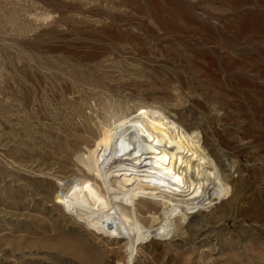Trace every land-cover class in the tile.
Wrapping results in <instances>:
<instances>
[{
    "label": "rangeland",
    "instance_id": "obj_1",
    "mask_svg": "<svg viewBox=\"0 0 264 264\" xmlns=\"http://www.w3.org/2000/svg\"><path fill=\"white\" fill-rule=\"evenodd\" d=\"M119 102L179 120L233 188L132 264H264V0H0V264H126L67 215Z\"/></svg>",
    "mask_w": 264,
    "mask_h": 264
},
{
    "label": "bare ground",
    "instance_id": "obj_2",
    "mask_svg": "<svg viewBox=\"0 0 264 264\" xmlns=\"http://www.w3.org/2000/svg\"><path fill=\"white\" fill-rule=\"evenodd\" d=\"M102 110L91 145L76 157L90 181L70 194L67 215L124 241L132 264L138 246L172 237L189 211L209 208L233 188L192 132L164 109L119 102Z\"/></svg>",
    "mask_w": 264,
    "mask_h": 264
}]
</instances>
